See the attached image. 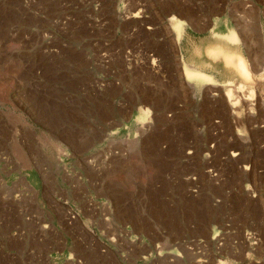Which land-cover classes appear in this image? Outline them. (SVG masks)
Segmentation results:
<instances>
[{"label": "rangeland", "instance_id": "obj_1", "mask_svg": "<svg viewBox=\"0 0 264 264\" xmlns=\"http://www.w3.org/2000/svg\"><path fill=\"white\" fill-rule=\"evenodd\" d=\"M174 1L0 0V264H264V74L189 84Z\"/></svg>", "mask_w": 264, "mask_h": 264}, {"label": "crops", "instance_id": "obj_2", "mask_svg": "<svg viewBox=\"0 0 264 264\" xmlns=\"http://www.w3.org/2000/svg\"><path fill=\"white\" fill-rule=\"evenodd\" d=\"M174 4L176 6L174 5L173 13L164 23L163 37L156 35L154 40L158 44L164 46L169 44L173 47L176 54L174 53L175 56H170L168 60L177 62L175 67L180 74L185 64L190 66L187 64L190 60L200 58V56H192L196 49L205 48L214 43L231 45L232 51L238 50L246 60L255 62L257 77L264 74V0H175ZM173 15L184 23L179 40L168 22ZM155 31L153 27L148 32L153 34ZM228 31H232L234 41H239L238 44L227 42L224 35ZM216 35L221 37L220 40ZM203 58L208 59L205 56ZM203 72L210 74L214 79H223L218 71Z\"/></svg>", "mask_w": 264, "mask_h": 264}, {"label": "bare ground", "instance_id": "obj_3", "mask_svg": "<svg viewBox=\"0 0 264 264\" xmlns=\"http://www.w3.org/2000/svg\"><path fill=\"white\" fill-rule=\"evenodd\" d=\"M182 25L183 24L180 22H175V24H174L175 33L178 36L181 33ZM217 37H219V36H217ZM224 37H226V39L228 38V39L234 40V34L232 33V31H228L224 35ZM238 42L236 41V43H238ZM206 53L208 55L205 57H207L208 59L205 60L203 58L204 56L200 55V58L198 59L199 65H206V66L211 65L212 67L214 66V68H217L219 70H221V69L232 70L235 72V74H237V76H239L241 78V80H243V82L249 84L250 79H252L251 78L250 65H249L248 61L245 59V57L242 56V54L238 52V50L237 51L227 50L223 44L214 43V44L208 45L206 47ZM191 62H193V61H191ZM183 74L186 78V81L189 84L194 85L197 88H203L204 86L217 85L216 79H214L212 76H210V74L208 75L207 73L203 72L198 67L192 68V67L185 64V66L183 67ZM239 90H241L240 87H239ZM232 92H233V90L231 88L230 89L228 88L225 92V94L228 96L229 100L233 97L234 92L233 93ZM249 95L254 96L253 91L249 92ZM249 99H251V98H249ZM232 104H233V107H235L237 105V103H232ZM143 110L140 112V118H142V119L146 118L148 116V114L150 113V111L147 109H145L144 111ZM172 253L173 252H169V254H172Z\"/></svg>", "mask_w": 264, "mask_h": 264}, {"label": "built area", "instance_id": "obj_4", "mask_svg": "<svg viewBox=\"0 0 264 264\" xmlns=\"http://www.w3.org/2000/svg\"><path fill=\"white\" fill-rule=\"evenodd\" d=\"M248 235L251 236V237H254L255 234H253L252 232H248ZM220 237V234H218L217 238H215L217 240V243L220 245V247L223 246V242L225 239L224 238H219ZM255 238V237H254ZM222 242V243H221Z\"/></svg>", "mask_w": 264, "mask_h": 264}]
</instances>
